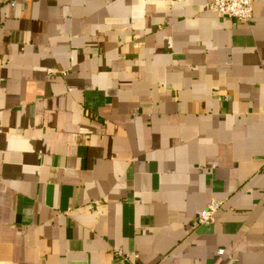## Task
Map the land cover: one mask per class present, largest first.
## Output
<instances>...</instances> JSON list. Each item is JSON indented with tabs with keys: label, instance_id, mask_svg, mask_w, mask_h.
Here are the masks:
<instances>
[{
	"label": "crops",
	"instance_id": "1",
	"mask_svg": "<svg viewBox=\"0 0 264 264\" xmlns=\"http://www.w3.org/2000/svg\"><path fill=\"white\" fill-rule=\"evenodd\" d=\"M212 1L0 0V264H264V0Z\"/></svg>",
	"mask_w": 264,
	"mask_h": 264
},
{
	"label": "built area",
	"instance_id": "2",
	"mask_svg": "<svg viewBox=\"0 0 264 264\" xmlns=\"http://www.w3.org/2000/svg\"><path fill=\"white\" fill-rule=\"evenodd\" d=\"M255 0H213L210 4V9L214 12L236 18L243 22H249L253 18ZM222 206V201L213 199L210 204L204 208L199 217L198 222L201 224H210L215 221L217 211ZM224 249H220L222 254Z\"/></svg>",
	"mask_w": 264,
	"mask_h": 264
}]
</instances>
